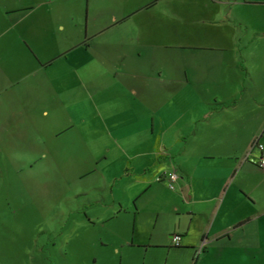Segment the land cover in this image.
I'll return each mask as SVG.
<instances>
[{"label":"crops","instance_id":"0c3cea01","mask_svg":"<svg viewBox=\"0 0 264 264\" xmlns=\"http://www.w3.org/2000/svg\"><path fill=\"white\" fill-rule=\"evenodd\" d=\"M256 140L264 0H0V156L115 159L73 264H264Z\"/></svg>","mask_w":264,"mask_h":264},{"label":"rangeland","instance_id":"374dc122","mask_svg":"<svg viewBox=\"0 0 264 264\" xmlns=\"http://www.w3.org/2000/svg\"><path fill=\"white\" fill-rule=\"evenodd\" d=\"M35 160L32 169L19 168L0 156V264H73L85 245L69 236L101 229L86 226L84 217L105 208L102 201L85 205L94 191L78 195L84 183L76 180L78 170L115 167V159L65 154Z\"/></svg>","mask_w":264,"mask_h":264},{"label":"built area","instance_id":"2783aa9c","mask_svg":"<svg viewBox=\"0 0 264 264\" xmlns=\"http://www.w3.org/2000/svg\"><path fill=\"white\" fill-rule=\"evenodd\" d=\"M255 147H258L259 149H263L264 146L258 141L256 140L254 143H253ZM259 166L264 168V157H261L260 161H259ZM166 177L168 178L169 180V188L170 189H174V182L178 179V176L175 172H168ZM179 240H180V236L179 235H174L172 236V243L173 245H178L179 244Z\"/></svg>","mask_w":264,"mask_h":264}]
</instances>
